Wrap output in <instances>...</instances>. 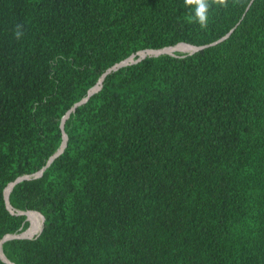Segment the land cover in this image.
I'll use <instances>...</instances> for the list:
<instances>
[{
	"label": "trees",
	"instance_id": "trees-1",
	"mask_svg": "<svg viewBox=\"0 0 264 264\" xmlns=\"http://www.w3.org/2000/svg\"><path fill=\"white\" fill-rule=\"evenodd\" d=\"M1 253L264 264V0H0Z\"/></svg>",
	"mask_w": 264,
	"mask_h": 264
},
{
	"label": "clouds",
	"instance_id": "clouds-1",
	"mask_svg": "<svg viewBox=\"0 0 264 264\" xmlns=\"http://www.w3.org/2000/svg\"><path fill=\"white\" fill-rule=\"evenodd\" d=\"M184 6L189 10L190 17L201 29H206L209 23V13L212 8H227L229 0H183ZM24 25L16 24L13 37L20 40L24 36Z\"/></svg>",
	"mask_w": 264,
	"mask_h": 264
},
{
	"label": "bare ground",
	"instance_id": "bare-ground-1",
	"mask_svg": "<svg viewBox=\"0 0 264 264\" xmlns=\"http://www.w3.org/2000/svg\"><path fill=\"white\" fill-rule=\"evenodd\" d=\"M193 50V48L191 47V46H189V45H185V46H178V47H175V48H171V49H167V50H164V51H161V52H156L155 54L156 55H159V54H164V53H173V52H191ZM147 54H153V53H147ZM141 55H144V53H142ZM132 59H130V60H128L127 62L129 63V61H131ZM97 88H94L92 91H94V90H96ZM10 188H11V186L10 187H8L7 189H6V191H5V196H6V198H7V196H8V194H9V192H10ZM22 213V212H21ZM23 214V216H25V218H26V221L29 223V225H30V227H29V229H28V231L26 232V233H24L23 234V236H32V235H34V234H36V233H38L39 231H40V225H41V220H42V218H41V216L40 215H38V216H36L37 214L36 213H34V214H36V215H34V214H32L31 212L30 213H28V212H24V213H22ZM41 218V219H40ZM1 258L3 259V260H5V258H4V256H3V254L1 253ZM6 261V260H5ZM7 262V261H6ZM8 264H9V262H7Z\"/></svg>",
	"mask_w": 264,
	"mask_h": 264
},
{
	"label": "rangeland",
	"instance_id": "rangeland-1",
	"mask_svg": "<svg viewBox=\"0 0 264 264\" xmlns=\"http://www.w3.org/2000/svg\"><path fill=\"white\" fill-rule=\"evenodd\" d=\"M186 54H189V52H173V53H164V54H159V55H170V56H183V55H186ZM159 55H156L155 53H153V54H147V52H145L144 53V55H141V54H139V55H137V59L138 58H143V57H145V56H159ZM135 60H134V58H132V60L131 61H129V63H131V62H134ZM11 211H13L12 209H11ZM18 213H20V212H18ZM22 213H24V212H22ZM29 213V212H28ZM34 213V212H33ZM35 215V214H34ZM36 216H38V215H36ZM39 217V216H38ZM41 219V218H40ZM25 221H26V218H25ZM42 221V220H41ZM29 227H30V225H29V223L26 221V227H25V229H23V231H21L19 234H17V235H15V236H18V237H26V236H23V234L24 233H26L27 231H28V229H29ZM40 229H41V225H40V227H39ZM39 233V232H38ZM38 233H36V234H34V235H32V236H27V238H33L34 236H36Z\"/></svg>",
	"mask_w": 264,
	"mask_h": 264
},
{
	"label": "water",
	"instance_id": "water-1",
	"mask_svg": "<svg viewBox=\"0 0 264 264\" xmlns=\"http://www.w3.org/2000/svg\"><path fill=\"white\" fill-rule=\"evenodd\" d=\"M187 45V44H186ZM190 46V45H189ZM192 48H193V50L191 51V52H189V54H192V53H194V52H196V51H198V50H201V48H196V47H193V46H191ZM166 49V48H165ZM126 65H128V62H127V60L126 61H124V62H122V63H120L119 65H117V68H120V67H123V66H126ZM99 89V87L96 89V90H94V91H91L90 92V95L91 94H93V93H95L97 90ZM65 146V143L63 144V147ZM62 147V148H63ZM61 151H59V153H60ZM40 175V174H39ZM22 179H24V178H22ZM22 179H19V180H17V182H19V181H21ZM14 185V184H13ZM13 185H11V188H12V186ZM11 188H10V190H11ZM35 213V212H34ZM36 214H38V213H36ZM18 215H22L23 216V214L20 212V213H18ZM39 215V214H38ZM42 218V217H41ZM42 223H43V218H42V222H41V227H42ZM40 231H41V229H40ZM39 231V232H40ZM39 234V233H38ZM11 239H31V238H27V237H18V236H15V235H8V236H6L2 241H1V243H3V242H5V241H8V240H11ZM3 260V259H2ZM6 264H8L5 260H3Z\"/></svg>",
	"mask_w": 264,
	"mask_h": 264
}]
</instances>
